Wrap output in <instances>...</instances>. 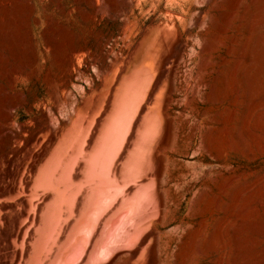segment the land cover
<instances>
[{"label":"rangeland","instance_id":"rangeland-1","mask_svg":"<svg viewBox=\"0 0 264 264\" xmlns=\"http://www.w3.org/2000/svg\"><path fill=\"white\" fill-rule=\"evenodd\" d=\"M12 101L0 264H264V0H0Z\"/></svg>","mask_w":264,"mask_h":264},{"label":"bare ground","instance_id":"bare-ground-1","mask_svg":"<svg viewBox=\"0 0 264 264\" xmlns=\"http://www.w3.org/2000/svg\"><path fill=\"white\" fill-rule=\"evenodd\" d=\"M17 80L18 79L14 78L13 76L8 75V78H7L8 85L7 86L14 87L17 83ZM7 86L6 85L4 86V91L7 90ZM40 104H41L40 101L36 97H34L32 107L38 108L40 107ZM21 105H22V102L12 101L5 107H2V108L0 107V136L5 137L7 140V143H12L13 146H15L16 148H21V140H22L21 138L22 137H27L26 141L28 143L37 144L39 143V139L42 137L45 138L49 134L50 136L56 135V132L53 130L55 128L56 123L54 122V120L56 118L54 117V114L46 108L43 109L40 115L36 116L33 120H31L28 125L26 123H23L21 125V128L28 126V129L25 130V132L16 130L18 118H17V115H15L14 113V109L16 108L19 109ZM29 112L31 113V111ZM22 156H25V154ZM17 174L18 172H15L13 170H9L7 172L6 177H4V180L5 178L7 180L5 182L6 185L0 186V195H3L4 193L8 191L7 186H9L10 188V186L12 185V182L15 181ZM11 179H12V182L9 184V181Z\"/></svg>","mask_w":264,"mask_h":264}]
</instances>
